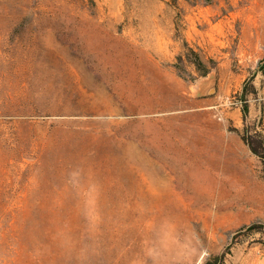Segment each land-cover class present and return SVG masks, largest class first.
I'll use <instances>...</instances> for the list:
<instances>
[{
	"label": "rangeland",
	"instance_id": "374dc122",
	"mask_svg": "<svg viewBox=\"0 0 264 264\" xmlns=\"http://www.w3.org/2000/svg\"><path fill=\"white\" fill-rule=\"evenodd\" d=\"M263 57L264 0H0V264L231 252Z\"/></svg>",
	"mask_w": 264,
	"mask_h": 264
},
{
	"label": "crops",
	"instance_id": "0c3cea01",
	"mask_svg": "<svg viewBox=\"0 0 264 264\" xmlns=\"http://www.w3.org/2000/svg\"><path fill=\"white\" fill-rule=\"evenodd\" d=\"M228 191L236 195L231 201L237 202V205L228 210L221 222L224 241V231L253 222L264 223V179L260 174L252 176L242 185L228 188ZM224 264H264V231L242 235L225 257Z\"/></svg>",
	"mask_w": 264,
	"mask_h": 264
},
{
	"label": "trees",
	"instance_id": "16d2710c",
	"mask_svg": "<svg viewBox=\"0 0 264 264\" xmlns=\"http://www.w3.org/2000/svg\"><path fill=\"white\" fill-rule=\"evenodd\" d=\"M205 72L203 75H206ZM259 74L262 77L261 85L258 87L255 83ZM264 89V57L258 62L257 67L253 71L252 75L249 76L239 92L242 104V115L244 121V127L242 130V139L249 147L250 151L259 158L262 163V169L260 175L264 179V99H260V91ZM252 96L259 102L260 114L256 119L255 123L250 121L251 103ZM253 124V125H252ZM264 231V223L253 222L248 225H244L239 229V233L247 235L252 231ZM230 253V252H229ZM228 252H224L220 255H212L207 258L203 264H224L225 257Z\"/></svg>",
	"mask_w": 264,
	"mask_h": 264
},
{
	"label": "water",
	"instance_id": "95a60500",
	"mask_svg": "<svg viewBox=\"0 0 264 264\" xmlns=\"http://www.w3.org/2000/svg\"><path fill=\"white\" fill-rule=\"evenodd\" d=\"M210 80L212 81V84L211 85H206L205 84L200 89L199 93H200L201 96H208V95H211L214 92H216V90H217V80H216L215 77H212Z\"/></svg>",
	"mask_w": 264,
	"mask_h": 264
}]
</instances>
